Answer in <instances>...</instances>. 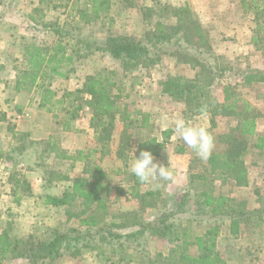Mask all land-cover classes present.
<instances>
[{"label": "rangeland", "instance_id": "obj_1", "mask_svg": "<svg viewBox=\"0 0 264 264\" xmlns=\"http://www.w3.org/2000/svg\"><path fill=\"white\" fill-rule=\"evenodd\" d=\"M246 1L245 6L243 0H111L108 11L86 23L80 10L89 9L90 0H0V40L3 41L0 46V234L35 243L50 240L57 233L64 236L60 255L54 260L17 258L7 260L5 264H148V256L157 264H163L171 246L160 234L146 232L141 248L127 240V252L138 259L128 263L124 259L126 251L112 253L117 245L104 240L108 230L103 224L114 221L131 224L140 220L158 224L168 219L186 228L187 219L198 205L194 201L203 190L211 191L216 198H203L202 203L208 208L214 207L218 196L222 195L254 211L248 223L242 225L239 235L229 233L227 222L218 227L216 248L225 260L224 264H264V220L258 219V214L264 218V150L260 153L250 147L245 156L248 186H237L229 177L211 174L207 160L200 159L181 139L174 138L171 121L182 118L186 122L205 125L214 137L213 153L225 150L220 135L229 132L236 120L221 115L214 116L213 120L210 113H188L185 103L165 94L161 86V81L168 76H195L196 68L181 63L170 54L178 46L188 49L216 70L223 68L219 72L222 76L217 77L212 87V97L229 103L223 99V87L229 85L233 94L240 95L251 104L253 112L258 113V132L264 134V82L242 85L246 71L264 72V12L249 4L250 0ZM186 4L205 30L214 57L199 54L192 44L177 40L179 35L171 42L161 44L168 53H163L157 64L140 65L129 71L100 49L110 36L132 35L145 40L146 33L157 20L167 27L173 26L176 19L170 8ZM162 6H168V9L162 11ZM88 14L91 15L90 11ZM57 42L66 45L74 59L68 65L62 61L59 70L49 71L45 76V85L56 92L53 105L57 110L48 111L40 108L41 94L31 85L30 75L25 73L32 71L28 58L34 46L42 50L33 57L34 63L41 61L39 66L45 68L43 58ZM43 70L38 73V78ZM100 70L115 72L111 80L116 85L111 92L117 98L114 105L116 119L108 139L99 137L100 121L104 118L107 122V114L98 116L97 128L91 125L94 113L91 96L76 92L88 76ZM3 80L10 83L3 85ZM18 81L22 82L20 89L17 88ZM59 99L63 103L55 102ZM78 105L83 106L80 115L66 129L68 111ZM126 112L139 119L149 112L153 123L142 127L136 122L127 127L126 123L131 119H121ZM148 138L168 142L166 147L170 149L164 162L166 165L170 162V166L176 164L173 170L175 183L154 181L143 184L130 173L129 162L134 159V149L139 156L138 145ZM49 140L58 142V151L48 149ZM254 141L255 137L251 138V143ZM120 143L126 146L123 158L117 155ZM181 147L183 153L178 152ZM79 151L89 157L83 161L62 158L65 153L77 155ZM96 165L107 173L108 189L102 194L104 205L101 210L98 206L82 214L78 203L67 206L43 204L46 194L59 195L72 183L48 184L44 178L56 171L71 177L82 173L88 176L94 174ZM198 172L206 173L208 183L193 176ZM156 183L160 186L154 187ZM148 190L158 193L144 197ZM100 216L102 222L96 223ZM220 216L202 220L201 215H193L190 232L203 235L222 222ZM91 246L98 249L93 250ZM189 250L193 254L200 251L195 245Z\"/></svg>", "mask_w": 264, "mask_h": 264}, {"label": "trees", "instance_id": "obj_2", "mask_svg": "<svg viewBox=\"0 0 264 264\" xmlns=\"http://www.w3.org/2000/svg\"><path fill=\"white\" fill-rule=\"evenodd\" d=\"M110 2L111 0H90L89 9L80 10V15L86 23H91L94 19L99 18L102 13L109 10ZM243 2V5L246 6L247 1L243 0ZM249 4L254 5L256 10L264 12V0H250ZM167 7L162 6V11L167 10ZM88 11H90L91 15L88 14ZM170 12L176 19V24L173 26L167 27L164 22L157 20L152 30L146 33L145 40L132 35L110 36L101 45L100 49L120 61L122 67L129 71L138 68L140 65L142 67L157 64L161 60L162 54L168 53L161 44L169 43L179 35L180 38L177 40H183L186 43L192 44L199 54H209L211 57H214L207 34L194 18L189 5L171 7ZM253 41L257 42V39L253 38ZM153 48H157V50L154 51ZM41 53L42 50L34 46V49L30 52V58L27 57L30 65L33 66L30 68L32 71L28 73V70L25 74L30 75L29 81L31 85H34L41 94L40 108L55 111L57 108L53 105V99L56 96V92L45 85V76L49 74V71L56 72L59 70L62 61H65L68 65L73 62L74 58L72 53H68L66 45L57 42L55 46L50 48L47 56L43 58L45 59L46 67L41 68L39 66L41 61L34 63L35 60H33L36 54ZM170 54L176 56L181 63L189 64L196 68L197 72L192 78L183 76L166 77L165 80L161 81L162 91L174 100L184 102L188 113H210L213 120L217 115L232 117L236 120L235 126L229 132L220 135V139L226 145V148L223 151L211 154L207 160L209 166L208 172L217 177H229L237 186H248L249 178L245 156L250 147L257 149L260 153L264 150V134L258 132V113H254L251 104L243 100L240 95L233 94L229 85H224L223 87V99L224 101H230L229 103H222L212 97V87L216 83L217 77L222 76V74L219 75V72L223 68L216 70V67L200 58L199 55L192 54L188 49H183L181 46H178L177 50L172 53L170 52ZM224 69L226 70V68ZM42 70L44 72L38 78V73ZM114 74V71L100 70L96 74L88 76L85 79L83 87L76 91L91 96L90 104L94 110L91 125H96L97 128L96 120H98V116L107 114V122L103 118L99 124L101 126L99 133L101 139L106 137L108 139L114 129V121L116 119L114 105L117 102V98H114L111 92V88L116 85L111 80ZM29 75L27 76L29 77ZM260 82H264L263 71L250 70L244 73L242 85ZM21 84L22 82H17L18 89L21 88ZM55 102L63 103L61 99ZM239 102H242V104L239 105ZM82 108V105H78L69 110L70 112L68 111V120L65 123L66 129L71 127V122L79 117V111ZM143 114L139 119L136 116L132 117L131 112H126L125 115L121 116V119H131L129 123H126L127 127L130 124L135 125L134 123L136 122L141 123L140 126L142 127L152 124L150 123V115L148 113ZM3 119H5V116H3ZM253 137H255V141L251 143V138ZM167 143L165 140L159 141L156 138H148L138 145V152L140 153V151L146 149L150 150L154 156H159ZM47 145L48 149L53 152L59 150L58 142L55 140H49ZM125 149L126 146L120 143L117 150V155L120 158L124 157ZM178 152L183 153L184 148H179ZM62 156L63 159L83 161L89 157V154L84 156L83 152L79 151L77 155L65 153ZM86 173L87 171H85ZM205 174L196 173L193 176L208 183V178ZM106 178L107 173L100 165H96L94 174L88 176L82 173V175L71 177L63 172L56 171L52 176L44 178L46 182L52 184L58 181H71V186L65 188L59 195L46 194L43 204L67 206L78 203L82 208V214L92 211L93 208H98V206L101 210L102 205H104L102 194L108 189ZM157 193L153 190H148L144 192L143 196L153 197ZM182 197L185 198L186 195ZM203 198L216 199L213 197L211 191L203 190L198 193L197 199L194 201L198 205L195 208V213L187 219L186 223L188 225L186 228H181L173 220L170 221L168 219H163L158 224L144 220L131 224L125 221H114L109 224H103L104 229L108 230L104 240L108 239L113 245H117L112 250V253H125L126 251L124 259L128 263L137 261L138 259L135 258L134 254L127 252L128 246H126V241L132 240L137 247L141 248V240L144 239L146 232H149L151 234H160L171 246L168 255L164 258L163 264H224L225 260H223L221 253L216 248L218 227L227 222L229 233L233 236L239 235L242 225L248 223L254 211L233 198L222 195L218 196L214 207L208 208L202 203ZM147 204L151 205L150 202H147ZM195 214L201 215L202 220L206 219V217L210 218L221 215L220 219L222 222L218 226L211 227L203 235H196L190 232L191 217ZM101 219L102 217L100 216L96 220V223H101ZM258 219L264 220L261 214H258ZM180 222L183 223V221ZM63 239V234L57 233L50 240L35 243L28 240H15L6 233L0 234V264H5V261L9 259L17 258H26L33 261L54 260L60 255V249L64 242ZM194 245L200 250L197 254H193L189 250V247ZM91 249L96 250L98 247L91 246ZM146 261L148 264H157L150 256L146 258Z\"/></svg>", "mask_w": 264, "mask_h": 264}, {"label": "clouds", "instance_id": "obj_3", "mask_svg": "<svg viewBox=\"0 0 264 264\" xmlns=\"http://www.w3.org/2000/svg\"><path fill=\"white\" fill-rule=\"evenodd\" d=\"M174 138L181 139L196 156L202 160H208L214 148V137L205 125L186 122L182 118L171 121ZM134 159L129 162V171L143 184H152L154 181L176 182V175L170 166L160 164L155 160L150 150H142L139 156L135 154ZM159 187L160 184H153Z\"/></svg>", "mask_w": 264, "mask_h": 264}, {"label": "crops", "instance_id": "obj_4", "mask_svg": "<svg viewBox=\"0 0 264 264\" xmlns=\"http://www.w3.org/2000/svg\"><path fill=\"white\" fill-rule=\"evenodd\" d=\"M3 25V24H2ZM2 38H3V32H2ZM1 45H3V41H1L0 40V46ZM10 82H8L7 80H3V85L4 84H9ZM5 102H8V100L7 99H5ZM149 115H150V117L152 116V114L151 113H149V112H147ZM151 121V120H150ZM151 123H153L152 121H151ZM160 141V140H159ZM162 141V140H161ZM170 149V147H165L163 150H162V152H161V154L159 155V156H154L155 157V160L157 161V162H159L160 164H161V162L163 161V163H162V165H165V166H167L166 165V163L164 162L165 161V156H166V154H167V152H168V150ZM139 154V153H138ZM162 161H161V160ZM171 167H172V169L174 170L175 169V167H176V164L175 163H173L172 165H171ZM177 169V168H176ZM198 173H200V172H198Z\"/></svg>", "mask_w": 264, "mask_h": 264}]
</instances>
